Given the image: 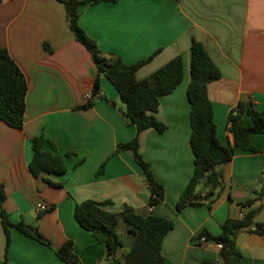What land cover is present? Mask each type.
I'll list each match as a JSON object with an SVG mask.
<instances>
[{
    "label": "crops",
    "instance_id": "1",
    "mask_svg": "<svg viewBox=\"0 0 264 264\" xmlns=\"http://www.w3.org/2000/svg\"><path fill=\"white\" fill-rule=\"evenodd\" d=\"M78 23L103 55H115L131 64L150 57L135 73L142 79L167 61L181 55L183 78L161 96L154 116L166 128H146L138 134L139 152L148 162L165 195L151 213L170 219L161 252L165 264H222L219 248L198 243L206 230L221 232L226 219H238L241 207L261 190L255 221L264 225V133H254L250 143L257 151L235 148L232 158L218 166L222 185L211 193L200 184L183 208L176 202L194 171L189 143L192 40L203 44L220 77L209 82L217 136L232 143L227 115L239 101L250 100L264 111V0H98L78 7ZM0 45L23 72L27 81L22 128L0 120V184L2 204L12 223L36 227L51 248L9 227V244L0 221V264H64L54 249L73 242L78 264H109L105 245L75 219V204L99 202L109 212L125 205L147 207L149 184L140 165L116 145L132 139L136 130L119 109L123 103L104 76L101 97L86 103L96 67L89 51L69 29L63 3L58 0H1ZM114 103V105H111ZM239 122L251 124L243 113ZM42 136V150L58 155L66 166L61 174L31 173L32 138ZM59 185H52L48 181ZM38 203L48 209L39 211ZM121 231L125 226L120 223ZM235 244L241 258L235 264H264V235L252 228L239 230Z\"/></svg>",
    "mask_w": 264,
    "mask_h": 264
},
{
    "label": "trees",
    "instance_id": "2",
    "mask_svg": "<svg viewBox=\"0 0 264 264\" xmlns=\"http://www.w3.org/2000/svg\"><path fill=\"white\" fill-rule=\"evenodd\" d=\"M63 3L69 29L89 51L96 67V75L92 91L99 90L100 77H106L116 89L123 108L119 109L126 123L133 125L135 136L116 145L117 151H127L136 161L149 184L147 207L137 210L125 205L120 212H109L101 208L97 201L86 199L76 203L74 216L77 222L89 230L99 243L105 245V258L109 264H165L161 252L163 237L173 227L170 219L153 215L151 209L163 200L165 190L153 176L148 162L139 152L138 134L146 128H154L162 132L166 126L159 121L154 113L157 111L161 96L172 92L183 78V59L176 55L157 68L145 78L138 79L136 70L150 57L134 63H125L115 55H103L95 41L88 37L78 23V7L86 2L98 0H58ZM1 3V0H0ZM220 77L219 68L213 63L202 43L192 40L190 46V80L186 94L190 104L191 132L189 143L194 154V171L176 202V210H180L195 194L200 184L208 187L213 193L222 185V173L218 166L229 161L235 148L257 151L250 143L249 137L254 133H264V111L258 110L250 100L239 101L227 115L228 130L232 143L223 144L217 136V128L213 117V106L208 97L209 82ZM27 81L21 69L11 58L6 48L0 45V120L10 127L22 128L26 108ZM92 104L87 100L81 107ZM114 105V103H111ZM246 113L251 124L244 126L239 122L241 114ZM33 156L29 163L32 174L40 171L61 174L66 171L65 163L58 155L42 150L46 141L42 136L32 138ZM260 178L261 188L264 186V171ZM52 185H59L47 179ZM262 190V189H261ZM261 190L256 196L240 203L241 207H250L238 219H226L221 225L218 235H211L202 230L198 239L204 236L206 240L220 244L222 264H235L241 254L235 244L236 233L245 228L264 235V225L255 221L260 205L254 204L260 199ZM5 191L0 184V221L5 233L6 246L9 244V227L13 226L23 234L52 247L49 240L41 235L36 227L24 222L12 223L2 204ZM125 226L127 239L119 238L117 226ZM73 242L64 241L54 249L55 254L64 264H78L72 251ZM216 264V263H205Z\"/></svg>",
    "mask_w": 264,
    "mask_h": 264
},
{
    "label": "built area",
    "instance_id": "3",
    "mask_svg": "<svg viewBox=\"0 0 264 264\" xmlns=\"http://www.w3.org/2000/svg\"><path fill=\"white\" fill-rule=\"evenodd\" d=\"M102 96V93L100 90L96 91L95 93L91 90L89 92H86L85 93V98L88 100L90 99H93V98H98V97H101ZM36 208L37 210L39 211H45L48 209V206L45 204V203H38L36 205ZM243 211L241 210L240 213H239V216L242 217L243 216ZM198 243L201 244V245H204V246H216L218 248H220V244L218 243H213L211 241H208L206 240V238L204 236H201L199 239H198Z\"/></svg>",
    "mask_w": 264,
    "mask_h": 264
},
{
    "label": "rangeland",
    "instance_id": "4",
    "mask_svg": "<svg viewBox=\"0 0 264 264\" xmlns=\"http://www.w3.org/2000/svg\"><path fill=\"white\" fill-rule=\"evenodd\" d=\"M117 233H118V236H119V238L124 242V240H126L127 239V234H126V232H125V229H124V231H121V226L118 228V230H117Z\"/></svg>",
    "mask_w": 264,
    "mask_h": 264
}]
</instances>
